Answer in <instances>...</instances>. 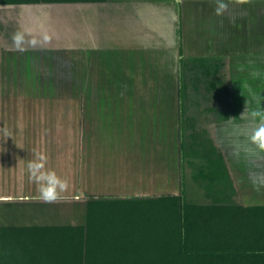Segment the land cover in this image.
Masks as SVG:
<instances>
[{
  "label": "crops",
  "instance_id": "1",
  "mask_svg": "<svg viewBox=\"0 0 264 264\" xmlns=\"http://www.w3.org/2000/svg\"><path fill=\"white\" fill-rule=\"evenodd\" d=\"M221 2L227 8L217 14ZM22 5L37 8L48 5L41 8L43 13H37L40 19L49 17L51 22L55 20L51 14H57V8L67 12L66 5L81 7L83 10L79 12L88 18V28L85 33L77 32V23L73 25L71 19L72 23H59L58 27L52 23L34 26L29 36L22 29L28 19L18 18L21 25L18 26L14 18L21 12L17 6ZM179 5L184 67L188 69L187 66L197 63L201 74L198 79L201 91L192 89L196 95H192L191 90L183 99L180 95L179 50L175 45L179 38ZM232 5V0H105L0 5L12 7L13 12L9 43L13 47H0V225L78 224L49 222V218L58 215L63 202L78 199L86 204V222L89 204L94 200H140L179 195L183 191L187 195L188 188L198 182L196 176L201 171L200 166L207 163L204 156L192 153L195 139L192 134L200 144L196 148L199 153L215 148L218 156H222L232 181V100L226 101L228 108H222L219 103L221 70L216 73L212 69V77L201 73L206 68L204 64L208 65L205 70L210 72V65H215L213 61L220 58L226 61L225 44L223 48L221 43L217 44L219 51H213L209 45L211 41L224 40L222 29L232 23ZM74 11L72 8L69 16H77ZM93 18L103 20L100 25L109 24L113 18H119L121 22L116 29L108 30L107 25L91 24L89 19ZM16 34L24 37L19 47L14 41ZM60 43L79 47L85 43L88 46L67 49L74 59L83 58L86 70L84 94L55 92L59 90L55 86L61 83L60 58L65 53L60 49ZM215 80L218 88L209 90L207 87ZM227 90L231 95L230 85ZM200 100L203 107L195 111L187 109V101H196L199 105ZM161 115L169 119L170 133H178L180 137V151L175 161L180 169L177 171L178 183L181 182L176 188L169 177L163 189L154 187L149 180H154L163 170L165 172V166H173L172 162L168 165L164 162L166 165L162 168L151 165L154 163L151 151L158 143L152 142L148 135L154 134L157 118ZM182 133L188 141L183 159ZM108 134L124 135V140L101 144L99 136ZM79 135L90 137L86 147L81 144L80 160L77 156ZM142 136H147L145 142H141ZM227 141L228 149L225 148ZM37 154L47 157V170L55 171L68 183L67 190L55 202L40 199L37 184L29 178L27 164ZM250 164L254 166L252 171L259 172L260 176L264 174L263 168L257 170L264 165L263 158L250 159ZM34 207L38 209L34 211ZM48 213L52 216L48 217Z\"/></svg>",
  "mask_w": 264,
  "mask_h": 264
},
{
  "label": "rangeland",
  "instance_id": "2",
  "mask_svg": "<svg viewBox=\"0 0 264 264\" xmlns=\"http://www.w3.org/2000/svg\"><path fill=\"white\" fill-rule=\"evenodd\" d=\"M232 3L234 4L232 5V23L229 25L226 24V28L224 27L225 29H222V37L224 40L221 38L219 42L214 39L215 41H211L209 46L213 48V51H219L217 48L218 43H221V46L225 44L227 47L225 53L226 61H224L219 74L220 80L223 83L221 85V102L219 103L222 104V108H228L226 101L228 102V99L232 100V180L236 189V193L233 195V201L248 206L260 203L264 204V174L262 175L261 173L260 176L259 172L252 171L254 166L250 164V159H264V150H261L251 140V136L255 129L264 121V0H238V2L232 0ZM235 3L238 4V6H235ZM47 6H41L39 8L31 5L17 6L21 12L14 15L15 21L22 16L24 19H28L22 24L25 25V27L22 26V29H24L29 36L32 35V28L34 26H39V24L42 25V23L46 26L52 23L58 27L59 23L62 25L70 24L71 19H73V25L77 23V32L85 33L84 30L88 28V18L84 13L80 14L81 12H79L82 11L83 8L66 5L64 7H67V12L60 11V9L57 8V14H53V12L51 14L52 20L55 18L53 23L49 17L40 19L38 15V13L43 11L41 8ZM11 8L10 6H0V47H13V45L9 44L11 43L10 33L12 32L10 20L12 17L11 13L13 12ZM23 8L28 9L29 12H26L27 10L25 11ZM72 8L76 10L74 13H78L77 16H69V12ZM89 21L91 24L98 27L100 23H104L103 20L94 18L89 19ZM18 22L19 21H17L18 26H21ZM118 22L120 23L121 19L113 18L109 21V24H101L100 27L107 25L109 28L108 30H112L113 28L116 29ZM178 22L179 19H177V24ZM102 29L104 30L105 28ZM37 42H39V40H37ZM60 44V49L64 50L65 53L63 54L62 51L63 55H61L60 58L61 70L59 72V82L61 83L55 86L56 89H59L55 90V92L62 95L84 94L86 92L84 79L86 70L83 67V58H78L80 60L74 59L73 55L67 53V49H85L88 48V46L85 43H82L80 47L76 44L73 46L71 44ZM177 44L178 42L175 44L178 49ZM190 85L187 87L188 93L192 90ZM228 85L231 87L232 96L227 90ZM225 90H227V92H225ZM192 92L194 93L195 91L192 90ZM192 95L196 94L194 93ZM202 102L203 101L200 100L201 105H198L196 101H187V109H192L194 111L200 109L201 106H204ZM163 104H165V102ZM216 106H218L217 103ZM253 113H258V115L254 116ZM168 120L169 119L166 117H162V115L158 117L154 134L151 133L148 135L149 139H153L152 142L158 143L157 148L151 151V155L154 157V163L152 162L153 164L151 165L162 168L170 162L173 164V166H171V164L167 167L165 166V172L164 170L163 173L159 171L161 174L157 175L154 180L152 178L149 179L151 180V185L159 189L165 188L164 185L168 183V177L173 179V186L175 188L176 186H180L181 182L178 183L179 176L177 171L180 169L179 165H176L177 161H175L180 151V137L178 138V133H170L169 130L171 127ZM79 136L78 160L81 158V151L79 150L83 146L86 147L87 141L89 142L90 138L88 135H82V138ZM146 137L147 136L143 138L142 136L143 139L141 142H145ZM99 139L101 144L106 141H123L124 135H100ZM81 144H83V146ZM229 147L230 144L227 141L225 148L228 149ZM83 151L85 156L86 149L84 148ZM260 169L264 170V165L257 170ZM169 171L172 172L173 176L169 175ZM188 190V194L185 195L186 199L190 202L198 204L213 202L212 198L208 195V191L202 189L198 182L193 183L192 187L188 188ZM162 197L150 198L149 200H134L125 204H102L99 213L102 233L105 235L103 239L106 237L111 240L112 237L115 238L118 237V235L124 236V238L121 237V242L124 244L130 243L129 247L134 249L136 257L137 255L152 256L154 258L160 257L162 251L160 248L171 240L169 229L171 225V212L168 208L170 200ZM82 201V199H78L76 202H63L60 211H58V215L49 218L51 220L49 222H56L59 224L84 223L86 204ZM33 209L35 211L38 208L34 207ZM35 213L38 214V212ZM52 214L48 213L47 216H52ZM262 214L263 215H261L258 220L250 218L243 223H238L239 226L237 225V227L244 235L259 232L264 236V213L262 212ZM119 230H123L124 234ZM127 233L129 236H127ZM160 241H163L164 245H162Z\"/></svg>",
  "mask_w": 264,
  "mask_h": 264
},
{
  "label": "trees",
  "instance_id": "3",
  "mask_svg": "<svg viewBox=\"0 0 264 264\" xmlns=\"http://www.w3.org/2000/svg\"><path fill=\"white\" fill-rule=\"evenodd\" d=\"M99 1L105 0H0V5ZM178 9L177 46L180 95L183 99L188 94L187 87L190 84L193 90L201 91L198 83L201 74L197 70V63L187 66L188 69L184 67L186 61L183 53L180 5ZM217 60L213 61L214 66L210 65V72L205 70L208 65L204 64L206 68L201 71L202 75L212 77L214 71L218 73L224 61L221 58ZM201 64L203 67L202 62ZM207 88L217 89L216 80ZM183 111L182 100V118ZM192 137L195 138L192 153L195 156L200 154L207 160L205 165L200 166L201 171L199 170L196 180L208 191L213 202H190L184 191L179 195L162 197L170 200L168 208L171 212V243L167 242L160 248V257H136L134 249L129 247L130 243L121 242V237L124 236L112 237L115 239H111L112 241L106 237L103 239L105 235L102 233L99 213L102 204H125L138 199H98L90 202L88 218L81 224L31 227L0 225V264H264V236L259 232L244 235L237 227L238 223L250 218L258 220L263 215L262 212L264 213V204L246 206L235 203L233 195L236 189L233 180L228 176L222 156H218L215 148L206 150L203 154L199 153L196 148L200 144L195 134ZM187 142L185 134L182 133V159L185 157ZM119 231L124 234L123 230ZM160 242L164 245L163 241Z\"/></svg>",
  "mask_w": 264,
  "mask_h": 264
},
{
  "label": "clouds",
  "instance_id": "4",
  "mask_svg": "<svg viewBox=\"0 0 264 264\" xmlns=\"http://www.w3.org/2000/svg\"><path fill=\"white\" fill-rule=\"evenodd\" d=\"M226 8V4L222 2L219 3L217 14H220ZM44 39L47 40L48 37L45 36ZM14 41L17 47H19L24 41L23 35L16 34L14 36ZM33 43H35V41H33ZM253 115H258V113H253ZM251 140L261 150H264V121L255 129L251 136ZM46 164L47 157L43 154H37L35 159L29 161L27 164L29 178L37 184L40 199L45 202H55L61 198L60 194L67 190L68 183L65 179L59 177L55 171L47 170Z\"/></svg>",
  "mask_w": 264,
  "mask_h": 264
}]
</instances>
